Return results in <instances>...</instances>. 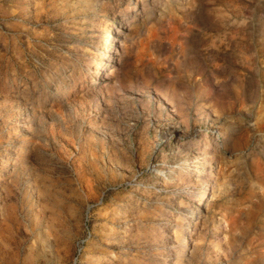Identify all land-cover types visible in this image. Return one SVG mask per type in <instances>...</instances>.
Here are the masks:
<instances>
[{"label": "rangeland", "instance_id": "rangeland-1", "mask_svg": "<svg viewBox=\"0 0 264 264\" xmlns=\"http://www.w3.org/2000/svg\"><path fill=\"white\" fill-rule=\"evenodd\" d=\"M0 264H264V0H0Z\"/></svg>", "mask_w": 264, "mask_h": 264}, {"label": "bare ground", "instance_id": "bare-ground-1", "mask_svg": "<svg viewBox=\"0 0 264 264\" xmlns=\"http://www.w3.org/2000/svg\"><path fill=\"white\" fill-rule=\"evenodd\" d=\"M97 70H99L98 67H97L96 71H97ZM162 171H163V168H161V167L157 169V172H162ZM168 177H169V176H168ZM168 177H167V178H168ZM168 179L171 180L172 178H168Z\"/></svg>", "mask_w": 264, "mask_h": 264}]
</instances>
